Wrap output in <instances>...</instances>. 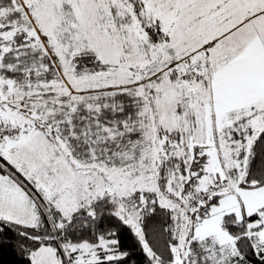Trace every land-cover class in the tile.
I'll return each instance as SVG.
<instances>
[{
    "label": "snow or ice",
    "instance_id": "obj_1",
    "mask_svg": "<svg viewBox=\"0 0 264 264\" xmlns=\"http://www.w3.org/2000/svg\"><path fill=\"white\" fill-rule=\"evenodd\" d=\"M0 264H264V0H0Z\"/></svg>",
    "mask_w": 264,
    "mask_h": 264
}]
</instances>
